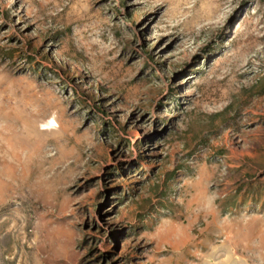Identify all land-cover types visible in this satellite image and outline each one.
<instances>
[{
	"label": "rangeland",
	"instance_id": "1",
	"mask_svg": "<svg viewBox=\"0 0 264 264\" xmlns=\"http://www.w3.org/2000/svg\"><path fill=\"white\" fill-rule=\"evenodd\" d=\"M0 264H264V0H0Z\"/></svg>",
	"mask_w": 264,
	"mask_h": 264
}]
</instances>
